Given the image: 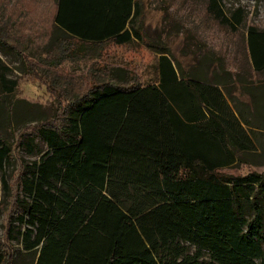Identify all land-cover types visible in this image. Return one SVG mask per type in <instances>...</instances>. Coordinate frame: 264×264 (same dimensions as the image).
Wrapping results in <instances>:
<instances>
[{
    "label": "trees",
    "instance_id": "trees-1",
    "mask_svg": "<svg viewBox=\"0 0 264 264\" xmlns=\"http://www.w3.org/2000/svg\"><path fill=\"white\" fill-rule=\"evenodd\" d=\"M204 3L240 35L231 63L194 49L182 51L184 63L163 28L144 29L142 0H54L34 48L0 25V48L61 103L50 122L19 133L17 148L37 158L21 160L14 195L13 142L0 136V204L13 196L15 209L7 237L33 264H264V171L222 172L262 156L264 26L247 24L241 5ZM108 41L153 50L150 77L96 61L75 74ZM64 60L75 67L62 71ZM8 70L0 58L7 95L17 85ZM17 253L0 241V264Z\"/></svg>",
    "mask_w": 264,
    "mask_h": 264
},
{
    "label": "rangeland",
    "instance_id": "rangeland-1",
    "mask_svg": "<svg viewBox=\"0 0 264 264\" xmlns=\"http://www.w3.org/2000/svg\"><path fill=\"white\" fill-rule=\"evenodd\" d=\"M223 2L226 6L233 4L243 6L247 11V24L264 26V0H223ZM142 5L144 29L148 33L155 34V32H161L163 28L161 38L184 63L186 58L184 59L182 51L185 49L191 51L194 49L199 53L214 50L231 63L233 50H235L233 43L240 35L231 34L227 28L219 26L209 17L205 12L204 0H142ZM54 9V0H0V25L7 24L14 38L20 40V45L27 44L31 40L29 45L34 48L41 42L43 34L49 31V22ZM102 49L100 57L93 58L85 62L86 64L79 61V68L75 74L85 72L89 63L96 61L100 66L125 63L134 71L133 74L139 75L142 80L150 77L149 66L156 53L146 48L142 42L117 46L108 41ZM22 52V56L29 54V50ZM0 58L9 67L7 78L17 81L14 91L9 95L0 92V136L13 142V157L5 165V172L10 192L14 195L17 191L21 160L37 158L17 148L19 133L32 132L40 122H50L60 109L61 103L56 92H50L42 80L25 72L26 66L22 59L11 49L0 48ZM29 60H32L31 57ZM61 65L64 72L75 67L73 63L66 60ZM250 121L257 122L255 117H251ZM260 131L257 152L262 151V156L255 157L253 165L238 163L225 167L222 170L223 173L264 171V131L261 129ZM6 203L0 204V241L4 252L6 255H11L15 249L18 251L14 257H7L12 264H33L34 255L24 253L19 249L15 239L7 237L8 219L15 211L13 196L9 197Z\"/></svg>",
    "mask_w": 264,
    "mask_h": 264
}]
</instances>
